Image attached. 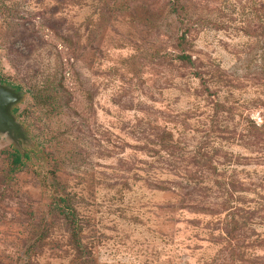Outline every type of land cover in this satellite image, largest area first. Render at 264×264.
<instances>
[{"label":"rangeland","instance_id":"1","mask_svg":"<svg viewBox=\"0 0 264 264\" xmlns=\"http://www.w3.org/2000/svg\"><path fill=\"white\" fill-rule=\"evenodd\" d=\"M3 80L0 264H264V0H0Z\"/></svg>","mask_w":264,"mask_h":264},{"label":"trees","instance_id":"2","mask_svg":"<svg viewBox=\"0 0 264 264\" xmlns=\"http://www.w3.org/2000/svg\"><path fill=\"white\" fill-rule=\"evenodd\" d=\"M178 59L190 66H193L195 64L194 61L192 60V57L187 54H182L181 56L178 57ZM0 84L6 85L8 87L12 86L11 83H8L4 80L0 81ZM13 88L16 91L21 90V87L18 86H13ZM46 92H50V93L48 94ZM51 93L52 92L50 89H39V88L36 89V93L33 92L37 104L42 106H53L57 102V96L51 95ZM18 112H19V108H14L12 110L13 115L18 114ZM6 155L10 160V167L6 179L11 180L13 178V175L21 172L27 166L28 162L31 160V156H30V152L22 153L20 150H14L13 152H9ZM71 200L72 199L69 193L63 194L59 199V203H63V205H57L56 209L59 215L63 217L64 220H67L69 224L74 227V230H79V232L81 233L83 231V226L80 225L78 219L77 220L75 219L76 211L71 204L72 203ZM73 241H75V244L81 251L84 250L85 245L82 243V237L79 236L78 233H76V235L74 234Z\"/></svg>","mask_w":264,"mask_h":264},{"label":"water","instance_id":"3","mask_svg":"<svg viewBox=\"0 0 264 264\" xmlns=\"http://www.w3.org/2000/svg\"><path fill=\"white\" fill-rule=\"evenodd\" d=\"M18 100V93L0 84V131L11 133L18 129L16 119L11 112L12 106Z\"/></svg>","mask_w":264,"mask_h":264}]
</instances>
